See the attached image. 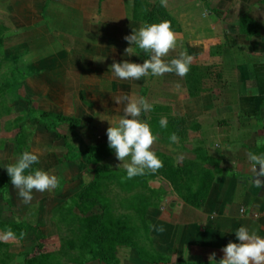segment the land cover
I'll list each match as a JSON object with an SVG mask.
<instances>
[{"label":"crops","instance_id":"crops-1","mask_svg":"<svg viewBox=\"0 0 264 264\" xmlns=\"http://www.w3.org/2000/svg\"><path fill=\"white\" fill-rule=\"evenodd\" d=\"M0 1L2 6L10 8L7 20L20 25L15 26L13 37L3 33L2 52L13 55L12 59L7 58L12 65L19 63L22 55L29 56L26 59L34 64L33 72L43 73V78L49 80V108L56 114L99 121L101 117H111L95 114L92 110L95 106L99 112L109 109L119 119L126 102L117 104L115 97L139 98L145 94L143 88L154 86L157 77L151 75L138 80H120L111 72L113 62L142 63L147 58L143 53L135 54L134 48L125 51L129 44L124 40L125 35L145 23L137 13V1L145 0ZM185 3L180 6L184 8ZM163 7L176 22L177 37L176 47L169 50L165 60L186 51L193 63L221 62L224 90L190 96L185 76L174 73L159 76L162 80L159 92L167 96L169 103H183L193 108L186 116L187 121L209 119L207 127L202 128L209 135L208 149L219 160L210 166L212 180L203 201L189 204L172 187L166 198L170 200L173 195L174 205L147 210L145 247L153 253L150 256L134 250L126 264H218L224 255L223 246L236 241L234 231L241 225L264 236V185L258 187L250 179L253 173L247 161L248 152L264 153V81L258 80L255 71V65L264 64V48L246 47L241 53L237 48L227 49L215 61L218 55L212 56L213 46L201 50L200 39L198 42L194 39V44L189 42L192 47L187 46L188 35L181 16L169 3ZM25 32H32L29 35L34 36L33 47L29 49L26 44L22 48L20 40ZM210 39L211 45L217 43V37ZM54 86L66 88L68 104L77 95L72 109L62 111L57 107ZM203 104L207 109H202ZM179 133L176 131L175 143L167 140L163 153L173 157L172 150L177 149L181 156H186L191 150L190 138L180 142L186 132L182 136ZM185 156L174 164L181 163ZM162 179L171 186L168 180Z\"/></svg>","mask_w":264,"mask_h":264},{"label":"rangeland","instance_id":"rangeland-1","mask_svg":"<svg viewBox=\"0 0 264 264\" xmlns=\"http://www.w3.org/2000/svg\"><path fill=\"white\" fill-rule=\"evenodd\" d=\"M145 1L149 9L163 6L161 0ZM182 2H186L184 8L180 6ZM165 3H169L172 10L181 16L188 35L187 46L192 47L189 42L194 44V39L197 42L200 39L203 46L201 50L216 47L221 54H217L215 61H219L227 49L237 48L241 53V49L246 47L264 48V0H165ZM9 9L2 6L0 1V42L3 33L13 37L17 29L15 26H20L19 23L7 20ZM244 16L261 20L258 21L261 25L259 35L248 37L240 31L239 21ZM31 33L25 32V36L21 37L22 48L24 44L28 45V49L33 47L34 36L29 35ZM211 37H217L214 45L209 43ZM12 57L9 52L7 56L3 54L0 46V240L3 244L0 262L23 264L25 254L37 246L38 251L31 257L39 258L32 264H105L91 257L86 241L87 234L103 211V225L112 238L116 236L126 241V244L118 240L110 242L112 245L109 252L115 264H126L134 250L151 256L153 252L147 251L145 247L147 210L174 205L173 195L170 200L166 198V193L172 190V184L170 186L163 182L164 177L157 173L158 170L128 179L124 163L118 161L108 147L106 129L109 122L106 119L99 121L81 118L76 127L59 123V132L66 140L57 137L54 131H47L42 125L29 122V117H41V111L56 114L49 108V80L43 78V73L33 72L34 64L27 61L28 55H22L19 63L14 64L15 67L7 59ZM237 58L241 57L237 55ZM220 64H212V73L204 80L206 92L203 93L226 88L223 76L221 79L217 77V73L222 74ZM156 79L152 88H143L145 95L142 96L153 105L147 114L148 122L158 134V140L152 145L153 150L156 154L169 156L173 162L181 160L185 154L181 156L177 149L172 150L173 157L163 153L162 149L167 143V135L176 131L186 132L180 142L189 141L190 138L192 146L185 159H199L203 161L202 164L208 162L204 164L205 171H212L209 159L213 161L219 158L208 149L209 135L202 128L203 125L207 127L209 119L187 121L186 116H189L193 108L183 103H169L167 96L159 92L161 78ZM54 87L57 91V107L62 111L72 109L77 95H74L73 103L71 101L68 104L66 88ZM34 91L39 94L35 95ZM27 100L31 101L30 105ZM202 109H207L204 104ZM92 110L99 116H111L109 118L113 123L118 120L109 109L101 113L94 106ZM161 116L167 118V128L159 127ZM141 118H144L143 115ZM41 119L46 122L58 121L52 117ZM25 150L39 156V162L33 167L45 170L58 179L57 186L51 190H33L29 203H24L18 196V189L11 185L6 168L3 167L14 163ZM94 170L100 171V177L92 187L86 189L94 181Z\"/></svg>","mask_w":264,"mask_h":264},{"label":"clouds","instance_id":"clouds-1","mask_svg":"<svg viewBox=\"0 0 264 264\" xmlns=\"http://www.w3.org/2000/svg\"><path fill=\"white\" fill-rule=\"evenodd\" d=\"M164 3L165 0H161V5ZM124 40L129 44L125 51L134 48L137 50L135 54L143 53L147 58L142 63L127 60L113 62L111 72L117 79L138 80L148 75L159 77L165 73L184 77L190 70L192 56L186 51L180 52L178 57L170 60L164 59L177 43L176 33L167 21L144 23L125 35ZM114 101L117 104L122 101L126 103L123 116L115 123L107 117H101L109 122V127L106 129L108 147L114 152L116 159L124 163V171L128 179L148 172L155 173L162 167V160L152 148L154 142L158 140V134L153 131L147 120V114L152 110L153 105L144 97H115ZM142 115L144 118H141ZM158 125L161 129L167 128V118L161 116ZM177 139L174 132L168 137L171 143H175ZM247 161L253 173L250 179L261 187L264 184L262 179L264 153L248 152ZM38 162L39 156L36 153L25 150L18 155L14 163L3 166L10 177L11 185L18 189L17 194L24 203L31 201L33 190L44 192L55 188L58 184L55 175L33 167ZM234 232L236 241H230L223 246L224 255L218 264H264V236L249 230L244 225Z\"/></svg>","mask_w":264,"mask_h":264},{"label":"trees","instance_id":"trees-1","mask_svg":"<svg viewBox=\"0 0 264 264\" xmlns=\"http://www.w3.org/2000/svg\"><path fill=\"white\" fill-rule=\"evenodd\" d=\"M138 2V11L139 15L143 16L145 23H154L160 21H167L172 29L176 31V22L173 17L166 11L163 6L158 8H148L147 2L137 1ZM240 31L245 33L246 35H259L261 30V25L252 17L244 16L241 17L239 21ZM212 51L215 56L217 54H221L220 50L217 52L216 47L212 48ZM212 65L206 64H198L191 62L190 70L185 75L186 87L190 96H197L201 92L206 91L204 86V80L212 73ZM255 71L257 74V78L259 81H264V64L255 65ZM217 77L219 79L222 78V74L217 73ZM145 95V94H144ZM27 103L30 105L31 101L27 100ZM41 117L54 118L58 120L57 122L49 121L46 122L41 119V117H29V122L33 125H42L45 127L47 131H54L57 137H63L59 132V123L67 124L69 127L78 126L80 119L71 116L58 115L53 114L48 111H41ZM182 136V133H179ZM64 138V137H63ZM66 140V138H64ZM107 141V140H106ZM68 145V143H65ZM110 152L112 150L110 149ZM109 155V154H108ZM157 155L162 160V167L158 169L157 173L162 174L164 178H166L173 186L175 191L189 204H196L199 201L204 200V196L206 194L207 189L209 188V184L211 182V171L207 169L205 171L204 164L208 163L199 159H185L179 164H174L171 161L170 157L157 153ZM90 158V157H89ZM210 165H214L215 159L212 161L209 159ZM212 161V162H211ZM216 164V163H215ZM94 181L87 186L86 189H89L97 182L100 177V171L94 170ZM264 185V184H262ZM82 197V194L79 195ZM36 212L34 211V214ZM104 213L99 216L98 221L94 224L89 234L86 236V241L89 246V253L93 259H99L103 261L105 264H115L114 258L112 254L109 252L111 249L110 242L112 240H118L121 244L126 241L123 239H119L116 236H111L109 234V230L105 228L103 225L104 222ZM112 243V242H111ZM3 247L2 241L0 240V249ZM37 246L33 248L32 252H28L24 256L23 264H32V262H36L39 256H34L38 251Z\"/></svg>","mask_w":264,"mask_h":264}]
</instances>
